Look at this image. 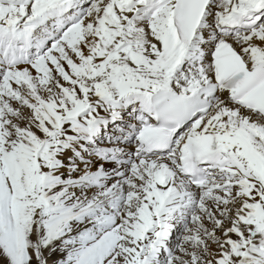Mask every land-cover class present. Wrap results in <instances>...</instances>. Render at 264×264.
Listing matches in <instances>:
<instances>
[{"label": "snow or ice", "instance_id": "snow-or-ice-1", "mask_svg": "<svg viewBox=\"0 0 264 264\" xmlns=\"http://www.w3.org/2000/svg\"><path fill=\"white\" fill-rule=\"evenodd\" d=\"M0 264H264V0H0Z\"/></svg>", "mask_w": 264, "mask_h": 264}]
</instances>
